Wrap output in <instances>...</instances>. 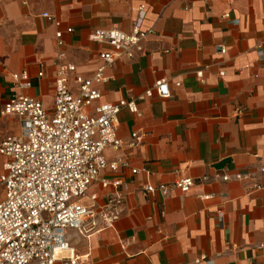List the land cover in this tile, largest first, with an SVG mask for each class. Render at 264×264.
I'll use <instances>...</instances> for the list:
<instances>
[{
  "label": "crops",
  "instance_id": "obj_1",
  "mask_svg": "<svg viewBox=\"0 0 264 264\" xmlns=\"http://www.w3.org/2000/svg\"><path fill=\"white\" fill-rule=\"evenodd\" d=\"M140 7L141 28L154 33L132 59L105 69L96 103L135 101L136 112H118L117 136L139 132L141 141L118 153L149 171L103 172L124 182L120 217L89 236L67 230L68 241L86 255L81 264H264V0H0V132L19 129L1 114L15 90L11 73L25 72L30 87L22 92L50 108L57 54L92 75L105 46L90 32L113 25L129 32ZM159 78L170 95H145ZM69 84L75 89L72 74ZM177 176L192 178L188 191H142Z\"/></svg>",
  "mask_w": 264,
  "mask_h": 264
},
{
  "label": "built area",
  "instance_id": "obj_2",
  "mask_svg": "<svg viewBox=\"0 0 264 264\" xmlns=\"http://www.w3.org/2000/svg\"><path fill=\"white\" fill-rule=\"evenodd\" d=\"M138 13L129 32L116 25L90 32V40L105 46L98 53L99 62L92 75L77 74L75 65L62 62V54H57L50 108L22 92L30 87L25 72L11 73L15 90L7 96L1 114L15 117L19 129L12 134L0 132V264H54L58 259L61 264H81L86 255L75 252L67 230L86 236L99 233L113 227L124 207L123 180L108 178L103 172L149 171L145 166H130L128 159L118 153L141 141L139 132H131L128 139L117 136L118 112L123 107L136 112L135 101L96 103L101 97L99 86L107 79L105 69L119 59H132L142 50L141 42L154 33L141 28L142 7ZM41 15L59 26L54 16L47 12ZM71 30L66 28V32ZM54 36L60 46L62 31L57 29ZM71 74L75 89L69 84ZM196 74L200 76L201 71ZM152 93L168 97V80H154L144 92L147 96ZM105 149L113 151L114 157L106 158ZM220 178L226 180L227 175ZM192 185V178L177 176L171 185L146 184L142 191H157L165 197L170 187L186 192Z\"/></svg>",
  "mask_w": 264,
  "mask_h": 264
}]
</instances>
